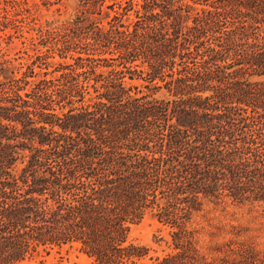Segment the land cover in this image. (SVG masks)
<instances>
[{"label": "trees", "instance_id": "16d2710c", "mask_svg": "<svg viewBox=\"0 0 264 264\" xmlns=\"http://www.w3.org/2000/svg\"><path fill=\"white\" fill-rule=\"evenodd\" d=\"M80 3L28 64L0 60V264L63 246L137 264L148 214L171 229L155 264H264L234 240L209 258L189 228L205 200L264 202V0Z\"/></svg>", "mask_w": 264, "mask_h": 264}, {"label": "rangeland", "instance_id": "374dc122", "mask_svg": "<svg viewBox=\"0 0 264 264\" xmlns=\"http://www.w3.org/2000/svg\"><path fill=\"white\" fill-rule=\"evenodd\" d=\"M17 2V3H3ZM104 3H112L105 1ZM80 0H0V7L12 10L16 7V19L23 20L22 31L15 33L7 29L0 33V60L8 61L9 66L28 64L30 57L44 49L38 45L40 32L71 21L80 9ZM62 61L58 57L48 59L47 70H36L39 74L51 73ZM49 77V76H48ZM233 227V228H231ZM191 229L200 230L197 235L200 247L209 258L215 257L216 245L228 240L254 246L264 255V202L243 203L224 199L221 202L205 200L202 210L193 216ZM202 229V230H201ZM171 229L159 223L152 214L131 227L129 242L149 249L148 256L137 264H155L171 252ZM92 260L76 247L39 248L30 259L22 264H91Z\"/></svg>", "mask_w": 264, "mask_h": 264}]
</instances>
